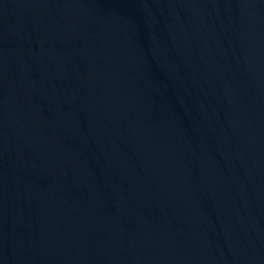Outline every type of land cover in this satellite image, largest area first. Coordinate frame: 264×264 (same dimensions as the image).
Instances as JSON below:
<instances>
[{
    "label": "water",
    "instance_id": "obj_1",
    "mask_svg": "<svg viewBox=\"0 0 264 264\" xmlns=\"http://www.w3.org/2000/svg\"><path fill=\"white\" fill-rule=\"evenodd\" d=\"M0 264H264V0H0Z\"/></svg>",
    "mask_w": 264,
    "mask_h": 264
}]
</instances>
